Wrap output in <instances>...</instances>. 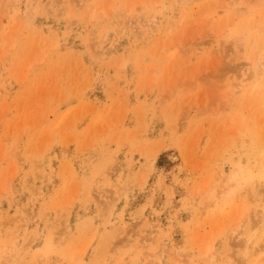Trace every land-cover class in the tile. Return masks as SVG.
<instances>
[{
  "label": "rangeland",
  "instance_id": "obj_1",
  "mask_svg": "<svg viewBox=\"0 0 264 264\" xmlns=\"http://www.w3.org/2000/svg\"><path fill=\"white\" fill-rule=\"evenodd\" d=\"M264 0H0V264H264Z\"/></svg>",
  "mask_w": 264,
  "mask_h": 264
},
{
  "label": "bare ground",
  "instance_id": "obj_2",
  "mask_svg": "<svg viewBox=\"0 0 264 264\" xmlns=\"http://www.w3.org/2000/svg\"><path fill=\"white\" fill-rule=\"evenodd\" d=\"M261 209H262V210H261L260 212L264 213V208L262 207Z\"/></svg>",
  "mask_w": 264,
  "mask_h": 264
}]
</instances>
